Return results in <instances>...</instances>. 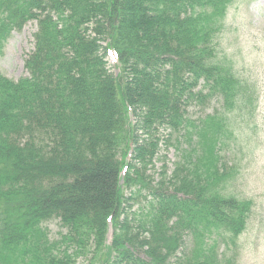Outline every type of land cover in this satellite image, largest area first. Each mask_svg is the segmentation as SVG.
Returning a JSON list of instances; mask_svg holds the SVG:
<instances>
[{
  "label": "trees",
  "instance_id": "obj_1",
  "mask_svg": "<svg viewBox=\"0 0 264 264\" xmlns=\"http://www.w3.org/2000/svg\"><path fill=\"white\" fill-rule=\"evenodd\" d=\"M234 1L0 0V49L36 23L26 76H0L3 264H237L254 202L228 191L220 151L255 101L218 56ZM213 98L220 110L186 117ZM160 130L181 157L152 185ZM51 220L64 231L53 241Z\"/></svg>",
  "mask_w": 264,
  "mask_h": 264
},
{
  "label": "rangeland",
  "instance_id": "obj_2",
  "mask_svg": "<svg viewBox=\"0 0 264 264\" xmlns=\"http://www.w3.org/2000/svg\"><path fill=\"white\" fill-rule=\"evenodd\" d=\"M35 31L36 23L28 22L20 32L9 35L0 49V76L13 81L26 76L23 64L33 51L32 36ZM217 50L218 56L232 66L235 75L252 88L255 101L250 117L243 115L242 118L238 112L233 114L231 137L220 151L223 163L234 167L233 179L227 184L228 191L254 202L250 223L238 239L237 264H264V0H236L229 5L218 37ZM105 60L109 71L116 76L119 68L114 53L106 52ZM221 107L222 103L213 98L200 105L190 104L185 115L196 121ZM128 118L131 123L136 121L132 113L128 112ZM138 135L141 136L140 131ZM157 137L160 140L157 155L145 171V175L153 179L152 185L160 179L164 166L165 175L169 177L181 157L173 139L171 146L164 144L168 137L167 131L160 130ZM127 160L130 161L129 158ZM144 194L142 192L141 196ZM138 200L139 204L135 202L127 210L129 218L133 214L139 215L140 208L146 206L141 197ZM43 227L51 241L57 240L64 232L57 220H51ZM111 235L109 228L106 246L110 245ZM0 262L3 264L4 258Z\"/></svg>",
  "mask_w": 264,
  "mask_h": 264
}]
</instances>
